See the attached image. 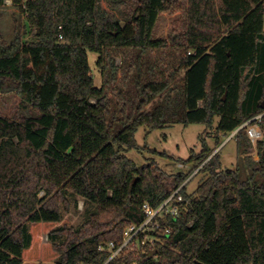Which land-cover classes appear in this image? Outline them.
<instances>
[{
	"label": "trees",
	"instance_id": "obj_1",
	"mask_svg": "<svg viewBox=\"0 0 264 264\" xmlns=\"http://www.w3.org/2000/svg\"><path fill=\"white\" fill-rule=\"evenodd\" d=\"M105 1L106 8L102 0H17L24 21L11 42L0 36V95L20 98L11 115H0V264H264V136L256 143L259 159L248 156L245 168H224L223 148L216 152L264 111V0ZM177 13L179 26L157 38L161 15ZM123 48L139 50V61L155 51L183 58L152 82L139 62L137 104L129 112L114 87L120 112L113 113L88 52L100 55L103 69L110 58L115 81L111 52ZM177 79L179 123L211 128L219 119L216 147L203 140L202 151L185 161L199 168L194 176L126 156L141 149V127L148 134L165 128L167 109L149 107ZM233 138L239 154L252 144L245 128ZM180 187L184 206L152 232L156 245L125 248L108 261V245L119 248L126 229L145 221L144 205L158 208ZM70 195L89 205L77 227L64 219Z\"/></svg>",
	"mask_w": 264,
	"mask_h": 264
},
{
	"label": "rangeland",
	"instance_id": "obj_2",
	"mask_svg": "<svg viewBox=\"0 0 264 264\" xmlns=\"http://www.w3.org/2000/svg\"><path fill=\"white\" fill-rule=\"evenodd\" d=\"M21 4L17 0H13L12 5H0V36L6 41L11 42L15 36V30L19 24L24 21L25 15L22 12ZM102 6L107 7L105 0H102ZM182 17L181 13L174 15L162 14L159 18L155 29L157 38H166L172 30L179 26ZM35 30L25 36V40H32ZM140 51L136 49L123 48L114 49L111 56L115 57L117 73L116 80L113 81L111 71L110 58H104V65L106 68H100L97 61L99 54L89 51V63L91 73L95 80L96 86L107 87L111 98V111L114 113L120 112L119 97L113 95L112 90L117 87L128 99V111L131 112L137 104V64L142 65V72L144 74L145 82H152L159 80V73L165 72L167 76L173 73L174 66L179 64L183 58L182 53L161 51L150 52L139 61ZM133 70L130 72V70ZM184 76V71L180 72V78ZM20 103V98L15 93L0 95V115H11ZM184 95L182 92V83L177 79L173 85L149 107V110H154L157 106H164L167 109L166 126L163 129L156 130L148 134V130L141 127L136 134L137 142L141 149L132 150L126 154L128 158L133 160L138 166L155 164L167 174H177L180 172L188 173L192 171L193 174L199 169L194 164H186V160L190 158L192 153H199L202 151V142L206 140L213 148L216 147V125L207 128L204 124H190L185 126L178 122L184 116ZM264 136V128H262ZM230 136L222 139V144L216 152L222 150V162L224 168L236 169L238 165L245 168L248 164L246 158L251 156L255 161L259 159L256 151V143L248 146L246 151L242 149L243 153L239 154L238 145L235 138L228 140ZM144 147L147 149H144ZM151 150V151H148ZM241 151V152H242ZM182 165V166H180ZM259 168V166H255ZM192 174V175H193ZM204 174H200L188 186V192L193 193L201 183ZM174 188L172 184L171 189ZM45 193L41 192L39 197H44ZM71 203L69 208L64 211V219L72 226H79L84 218L85 212L88 208V203L81 197L70 195ZM151 230H147L141 239L148 246H155L156 241H159ZM136 240L134 248L143 245L142 241ZM149 242V243H147Z\"/></svg>",
	"mask_w": 264,
	"mask_h": 264
},
{
	"label": "built area",
	"instance_id": "obj_3",
	"mask_svg": "<svg viewBox=\"0 0 264 264\" xmlns=\"http://www.w3.org/2000/svg\"><path fill=\"white\" fill-rule=\"evenodd\" d=\"M5 5H12L13 0H4ZM264 122V111L255 116L254 118L250 119L249 121L245 122L239 129H237L235 132H233L228 140H231L239 130L242 128H245L247 135L252 143H257L260 139L263 137L262 132V123ZM182 166V165H180ZM199 169L192 175L194 176ZM181 187L178 188L174 193L158 208H154L149 204L144 205V209L146 211V219L145 221L137 226L132 225L128 227L124 234V243L119 248H116V246L113 243H110L108 245V250L111 252V257L108 261L117 258L121 255L122 251L125 248H134V244L136 240H140L141 236L145 234L147 230L156 231L161 226V221L166 219L167 215H177L179 213V210L184 206L185 203V197L180 192ZM193 226V222L189 223V227ZM166 228V232H170V228ZM157 242V240H155ZM143 245H147L142 241ZM149 243V242H147ZM154 247V246H151ZM136 264V263H134Z\"/></svg>",
	"mask_w": 264,
	"mask_h": 264
},
{
	"label": "water",
	"instance_id": "obj_4",
	"mask_svg": "<svg viewBox=\"0 0 264 264\" xmlns=\"http://www.w3.org/2000/svg\"><path fill=\"white\" fill-rule=\"evenodd\" d=\"M262 109H264V102L262 104ZM156 252H158V251H153L152 254H151V257H154V255L156 254Z\"/></svg>",
	"mask_w": 264,
	"mask_h": 264
}]
</instances>
